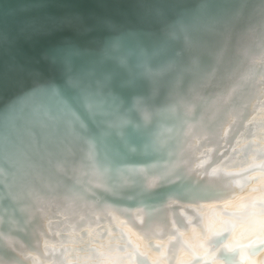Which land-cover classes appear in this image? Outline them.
Masks as SVG:
<instances>
[{
	"label": "bare ground",
	"instance_id": "obj_1",
	"mask_svg": "<svg viewBox=\"0 0 264 264\" xmlns=\"http://www.w3.org/2000/svg\"><path fill=\"white\" fill-rule=\"evenodd\" d=\"M88 1L90 3L95 1L98 4L109 3V0ZM110 1L112 5L108 7L113 5L118 7L114 12L116 17H121V20H101L106 24V31L115 35L120 45L116 42L114 46L111 44L106 48V43L101 42L92 46V50L101 58L98 72L103 73L104 69H108L111 71L110 74L95 76L93 72H89L74 75L69 79L78 88L79 92L75 93L79 96V100L86 105L90 104L87 107L88 111L98 113L94 116L96 118L105 119L103 123L106 131L102 130L101 137H95L101 153L106 155L110 149L108 147L111 146L120 154L123 151L129 152V147H134L138 151L147 149L146 151L151 153L161 152L163 155L166 154L164 150H169L166 159L173 157V161L168 162L164 172L176 170L185 173L186 177L187 175L196 178L206 177L207 180L203 185L215 193L208 197L195 198L188 188L186 194L190 192L192 198L189 195L187 201L170 198L157 211L155 218L146 225L147 218L141 209L126 207L121 209L108 202L103 204L90 202L86 199L87 195L81 193L82 191H72L74 186L77 189L82 185L86 186L84 190H87V185L93 187L91 184H95L96 188L103 191L109 188L110 178L105 167L106 160L101 159V155L98 158L88 157L89 144H85L83 153L70 156L61 162L62 155L51 156V152L47 151L42 163L36 167L38 169H35L38 173L30 172L32 161L31 164L28 163V167L22 158L26 151L30 152L27 149L31 146L35 147L33 140L39 128L45 126L49 127L51 132L55 130L68 132V137L73 138L72 131H67L65 127L67 125L70 128L69 123L72 122L79 131L77 135L82 137L80 142L91 139L87 134L90 128L85 125L81 128L67 103L68 100L63 98L62 92L53 83L41 82L43 79L34 82L33 77H40L36 73L28 74L26 78L23 76L21 80L14 79L16 75L11 74L6 80L0 81V106L3 101L5 103L4 98L7 93L13 91V86L21 85L23 91L13 93L14 95L12 94L13 96L2 108L0 159L10 157L5 161H16L11 164L12 169L17 172L18 179L22 178V180L20 182L15 180L13 185L22 183L24 179H28L29 182L14 194L13 201L10 198L6 204L0 199V208L3 209L2 205H6L7 208L15 207L22 202L25 204L24 218L28 217L24 223H32L36 218L37 225L25 230L21 220L23 216L19 217L20 207L12 210L11 213L6 210L7 208L4 209L3 216H0V240H2L0 264H18L2 258L5 250L14 252L25 264H264V210L261 208L264 204V51L262 52L258 47V52L252 53V50L262 43L253 41L254 38L264 36V22L249 31L241 30V38L239 37L240 40L237 42L238 47L234 57L239 60L238 55H242V64L231 69L228 84L223 85L213 78L209 83L203 84L209 86L200 88L201 95H208L204 93L205 90L214 92L210 94L209 101L202 98V104L200 99H197L199 94H196L191 87L198 82L205 83L210 68L219 63L217 52L215 55V47L210 49L205 43V36L213 40V36H220L222 29L226 27L229 29L228 23L222 19L235 7L230 5L225 7L226 9L218 10L223 12L214 16L213 21L208 23L205 22L203 15L196 21H191L183 19L188 16L184 12L176 14L178 20L166 24L173 27L165 31L167 35H164V38L178 41L182 53L176 61L179 65L173 67L174 76L169 81L163 82V85L167 91H171L185 74L192 73L191 80H188L189 90L185 98L180 96V93L175 94L172 96L173 99H170L172 102L169 101L166 105H163L162 96L157 100L156 93L159 91L156 89L147 91L148 97L147 95L134 97L131 103L139 123L133 125L129 124L131 119L126 118L127 113L123 114L120 110L119 103L127 99V92L123 93L124 91L120 90H117V93L112 92L110 87L114 88L110 76L115 73L125 80L127 75L129 79L124 87L130 90L132 87L136 88V84L141 86L144 81L155 83L167 79L171 75L167 74L175 63L166 69H162L163 66L151 68L149 67L151 63L142 64L143 57L137 47L126 48L121 45L123 43L121 38L124 36L141 35L138 24L144 25L143 18L149 28L148 20H154V16L156 17L150 7L145 8L149 0ZM232 1L234 0H225L224 4ZM173 2H180L181 5L190 1L162 0L157 5L159 13L168 9ZM123 5L135 12L134 18L131 19L129 14L124 13L125 7L120 8ZM144 9V14L137 22L136 15ZM88 14L95 16L100 14L106 17L108 12L104 8H98ZM71 17L83 20L80 15L61 16L51 21L49 30L48 25L45 24L41 26L32 23L29 28L39 27L49 32L55 31L57 28H63L61 26L67 24L65 21ZM85 22L87 20L81 22V27L85 26ZM150 33L152 38L156 37L154 28ZM141 37L146 39L147 36ZM212 43L216 46V39ZM123 48L129 51V58L141 57L137 62L139 71H133L130 67L131 72L124 70L127 61L134 63L132 59L127 60V55H120L123 57L120 64L125 66L119 63L116 66L110 64ZM247 51L249 54L245 55ZM251 53V57L248 58ZM173 61L174 59L167 64ZM184 64L188 67L180 72L178 69ZM204 67L206 70H203ZM152 77L155 80H152ZM249 83L250 91L247 95H243L241 91ZM165 88L162 90H166ZM228 94H234L240 103L236 116H239L242 122L241 133L236 126V116L226 111ZM159 101L161 103L158 104ZM212 102L217 105L212 107V111H208V103ZM178 109L184 114L182 120L180 119L178 125L164 127L169 123L168 116L178 112ZM241 110L244 112L241 113ZM211 112L216 116L209 118ZM153 113L156 115L153 121L159 122L164 118L166 124L160 125L159 122L157 128L150 125L152 121L150 123L148 121ZM81 119L87 121L83 117ZM163 134L169 135L167 136L169 140L163 139ZM74 138L72 143L75 142ZM171 138L173 140H170ZM120 145L123 147L121 148ZM157 165L161 164L139 167L143 170L148 187L162 177L163 171H157ZM254 165L263 169L251 176L235 180L237 175L247 172L248 168ZM206 167L210 168L207 173L204 171ZM90 168L92 170H89ZM61 170L72 173L74 170H89L92 179L85 182L78 178L73 184L69 179L63 178ZM122 173L123 171L120 170V177ZM216 181H220L222 187L217 185ZM248 182L255 184L254 189L234 196L233 192L241 191L243 185ZM115 185L113 184V188ZM203 194L207 193H200L202 196ZM105 199L114 202L121 200L109 194ZM199 199L202 201L194 203ZM9 226L19 227L23 231L7 230ZM23 235L28 237L27 244L22 240Z\"/></svg>",
	"mask_w": 264,
	"mask_h": 264
},
{
	"label": "water",
	"instance_id": "obj_2",
	"mask_svg": "<svg viewBox=\"0 0 264 264\" xmlns=\"http://www.w3.org/2000/svg\"><path fill=\"white\" fill-rule=\"evenodd\" d=\"M189 1L190 2L188 4L184 3L181 5L180 2H173L172 5L168 9L162 11V13H159L157 6L162 2V0L147 1L145 8L150 7L156 15V17L154 16V20H148L149 28L143 18L144 25L141 26V24H138L141 32L140 36H124V38H121L123 41L121 45L126 46V48L128 46H135L138 48L139 52L142 54L141 57H143L142 64L145 62L151 63L152 65H149L151 68H160L163 66L162 69H166L171 64L175 63L167 74H171L167 79L161 80V82L155 81V83L144 81L141 86L136 84V88L132 87L130 90H127V87H124L129 79L127 75L125 80L117 76L115 73L110 76L114 88L112 89V87H110L111 91L113 90L112 92L117 93V90L124 91L123 93L127 92V99L119 104H121V112L123 114L127 113L125 114L126 118L130 117L131 121L129 124L138 125L139 123L138 117L136 116L131 103V100L134 97L146 95L148 97L149 94L147 91L156 89L159 91L156 93L157 100H159L162 96L164 99L163 105H166L169 101H171L170 99H173L172 96L175 94L180 93V96H183L184 98L187 95L186 92L189 90V87H187L189 84L188 80H191L190 76L192 73L190 75L185 74L178 85H176L171 91H167L165 85H163V82L169 81L174 76L175 72L173 73V71L175 68L173 67H177V65H179L176 61L179 59L178 56L182 53L181 46L178 41L164 38V35H167L165 34V31H168L173 27L166 24L177 22L178 16H176V14L184 12L188 16L183 19L191 21H196L198 17L203 15L205 17V22L208 23V21H213L212 19H214V16H218L221 12H223L218 10L226 9L225 7H230V5L235 7L234 9H231L232 11L228 10L229 12L222 19V21L228 23L229 29L226 27L221 30L222 33L220 36H213V40L216 39L217 51L216 46L212 43L213 40L209 39L207 35L205 36V43L210 47V49L213 46L215 47V55L217 52L219 63L210 68L211 70H209V74L207 76L208 78H206L207 81H205V83L198 82L197 85L191 87V89H194L193 91H195L196 94H199L197 99H200V103L202 104V98L208 99L209 101L210 94L214 92L212 90H210V92L205 90L204 93H207L208 95H201L200 88L203 84H206L207 82L209 83L212 78L216 79L217 82L219 81L223 85L228 84V77L231 75V69L242 64V55H238L239 60H236L234 57L238 47L237 42L241 38V30L244 29L243 32H245L248 29L249 31L251 28L257 27L260 23L264 22V0H257L255 2L250 0H234L226 4H224L225 0ZM239 3L240 5L237 7V4ZM111 5L112 1L110 0L109 3L105 4H98L95 1L90 3L88 0H0V78L2 77L0 81L6 80V78L11 74H15L16 77L14 79L18 80H21L23 76L26 78L28 74H39L40 77L32 78L34 79V82L43 79L41 82L49 81L53 83L62 92L63 98L68 100V102H66L70 105L68 106L76 116L75 119L78 121L81 128L82 125L90 128V132H87V134H89L91 139L80 142L82 137L81 135H77L79 131L75 129L73 123H69L70 128L64 124L67 131H72V137L74 138L76 136L74 138V143L71 142L73 138L68 137V132L63 133L64 131L59 130L51 132L50 128L45 126H42L41 129L39 128L35 133L36 138L33 140V144L37 149L31 146L27 149L30 152L26 151L24 157L22 158L27 166L28 163L32 161L31 167L28 166L30 170L32 169L30 172H37L35 169H38L36 167H39V164L42 163V158L47 155V151L51 152V156L55 154L58 156L62 155L60 159L61 162L70 158V156L74 157L78 153H83L85 150V144H89L90 148H87V150H89L87 152L88 157L98 158L101 155V159L106 160L105 167L107 168L110 178L108 182L109 188L103 191L100 188H96L95 184H91L93 187H89L90 185H87V190H84V187L86 186L82 185L77 189L76 186H74V190L72 191H82L81 193L87 195L86 199L90 202H98L101 204L108 202L119 208L121 207V209H124V207L128 209H141L147 218V225L148 222L155 218L157 211L161 209L170 198H179L181 201H187L186 198H192L190 192L186 194L188 188L191 189L195 198L208 197L215 192L211 191V189H207L206 186L203 185V182L207 180L206 177L196 178L192 175H187L186 177L184 175L185 173L182 174V172H176V170L169 171L167 173L164 172L163 170L168 165V162L173 161V157L166 159L170 152L169 150H164V153H166L164 155L159 152L161 154L160 155L158 152H147V149L144 151H138L134 147H129V152L123 151V153L120 154L115 151V147L111 146L108 147L110 149L107 151L106 155L101 153L95 137H101L103 134L102 130L106 131L104 130L105 125L103 123V120L105 119L96 118L94 116L98 113L88 111L87 107L90 106V104L86 105L79 100V96L75 93L79 92L78 88L74 82L69 79H71L74 75L89 72H93L95 76H108L110 74L111 71L108 69H104L103 73L98 72L97 68L100 66L101 58L92 50V46L102 42L106 43V48H109V45L113 44L112 46H114L116 42H118L115 35H111L106 31V24L102 22L104 19L113 21L121 20V17H116V13L114 12V10H118V7L114 5L113 7H108ZM122 7H125L123 11L126 15L129 14L131 19L134 18L135 12L131 8L129 9L124 5L120 8ZM98 8H104L108 12V15L105 17V15L100 16L99 14V17L98 15L95 16V14H88ZM144 12L145 9L144 11L138 12L139 15H136L137 22L140 20L141 15L144 14ZM73 15H80L83 20H87V22H85V26L81 27V22H83V20L71 17L65 21L67 24L61 26L63 28H57V30L51 32L48 31L51 29V21L53 19L61 16L64 17ZM32 23L40 24L41 26H43V24L48 25V30L39 27L29 28L32 26ZM214 25H216V22L213 24V27ZM152 28H154V32H156L155 38L151 37L152 34L150 33V30ZM141 36H147V41ZM257 41L262 43L260 45L256 44L257 47L252 50V53L258 52V47L261 48L262 52L264 51V36L254 38L253 42ZM117 44L120 45V41ZM252 53L248 56V58L251 57ZM118 54L119 55L116 56V59L113 60V63L110 64H113L114 66H116L117 63L120 64V61L123 58L120 57V55H127V60L132 59L134 63L131 64L127 61V66H125V64H120L121 66H125L124 70L129 71V67L132 68L133 71L140 70L139 63L137 62L141 57L135 56L129 58V51L124 48L120 49ZM248 54L249 51L245 53V55ZM172 59H174V61L167 64V62ZM123 63L125 62L123 61ZM186 67H188V65L184 64L178 70L182 72L186 69ZM203 70H206L205 67ZM152 80H155V78L152 77ZM34 82L32 81V84ZM250 85L251 84L249 83L247 87L242 89L241 93L243 95H247V92L250 91ZM206 86H209V84L204 85L203 87ZM13 87V91H10L5 96V103L4 101L1 103L0 114L2 113V108L6 104L7 100L14 94L23 91V88H20L21 85ZM163 88L166 90H162ZM228 96L229 97L226 99V111L228 110L232 116H236V110L240 106V103H238L234 94H228ZM159 103H161V101H159L158 104ZM215 105H217L215 102H212L211 104L208 103V111H212V107ZM233 110H235V113H233ZM108 111L110 112V109ZM151 111L153 112V110ZM154 116H156L155 113H153L152 117L149 118L150 121H148V123L152 121L150 125L157 128V123L159 122H161L160 125L166 124L164 118H161L159 122H156V120L153 121ZM183 116L184 114L182 111L178 109V112L168 116L167 119L169 120V123L164 127L178 125V122H180V119L182 120ZM208 116L209 118H212L216 115L211 112ZM81 117L87 119V121L82 120ZM236 126L240 129L238 132L241 133L242 122L239 120V116H236ZM167 136L169 135L163 134L162 137L163 139H168ZM170 140H173V138ZM146 142L147 140L145 143ZM120 147L122 148L123 145H120ZM7 158L10 159V157H2V159H0V161L2 160V162H0V199L6 202V204L10 198L13 201L15 197L14 194H17L18 190L22 189L24 185L29 182L28 179H24V181L19 184L22 178L18 179L17 172L12 169V165L16 161L7 162L5 161ZM79 164L81 163H78V165ZM155 164H161L160 166L157 165V171H163L162 177L152 186L148 187L145 180L146 177L143 175V170L139 167H146ZM209 169L210 168L206 167L204 170L205 173H207ZM89 170H92V168ZM89 170H74L73 173L72 171L61 170V174L63 175V178L69 179L70 183L75 184L78 178L83 179L85 182H89V179H92V173L88 172ZM120 170L123 171L121 177L119 176ZM257 170L258 167L254 165L252 168H248L247 172L254 173ZM77 173L80 175H74ZM15 180L19 182L18 184L13 185ZM113 184H116L114 188ZM216 184L222 187L220 181H216ZM15 187L18 188L15 189ZM220 190H222V188ZM101 191H103L102 194H99ZM95 193H98L99 195ZM200 193L207 194H203L202 196ZM107 194L121 200L115 202L108 199L106 200L105 198ZM199 201L202 200L199 199L193 202L198 203ZM24 206L25 204L22 202L15 205V207L12 206L7 208L6 205H2L3 209L0 208V216H3L2 214L5 208H7L6 210L11 213L12 210L20 207L19 212H21V214H19V217L21 218L23 216V218H21L24 226L23 228L25 230L30 229L31 226L33 227L37 225V219L35 218L33 222L29 224L24 223V221L28 219V217L24 218ZM9 229H16V231L20 232L23 231V229H20L19 227L16 228L15 226H9L7 230ZM21 237L23 242L26 244L29 242L27 241L28 237L26 235ZM0 245H2V240H0ZM2 256V258L6 261L25 264L18 256H16L14 252L5 250V253Z\"/></svg>",
	"mask_w": 264,
	"mask_h": 264
},
{
	"label": "rangeland",
	"instance_id": "obj_3",
	"mask_svg": "<svg viewBox=\"0 0 264 264\" xmlns=\"http://www.w3.org/2000/svg\"><path fill=\"white\" fill-rule=\"evenodd\" d=\"M245 110V109H244ZM244 110H241L240 112L242 113V112H244ZM260 169H263V168H259L258 167V170L257 171H259ZM257 171H255L254 173H257ZM244 173V172H243ZM239 174V175H237L236 177H235V180H237V179H241V178H244V177H248V176H251L252 174H254V173H252V172H250L248 175H246L248 172H246L245 171V173L244 174ZM243 175V176H242ZM249 184H251V185H249ZM255 185V184H254ZM254 185H253V182H248V183H246L245 184V186L243 185V187H242V192L241 191H236V192H233V194H234V196H237L236 194H238V195H240V194H242V193H248L249 191H252V189H254ZM253 186V187H252ZM246 187V188H245ZM250 187V188H249ZM246 189V190H245ZM245 191V192H244ZM241 192V193H240Z\"/></svg>",
	"mask_w": 264,
	"mask_h": 264
},
{
	"label": "snow or ice",
	"instance_id": "obj_4",
	"mask_svg": "<svg viewBox=\"0 0 264 264\" xmlns=\"http://www.w3.org/2000/svg\"><path fill=\"white\" fill-rule=\"evenodd\" d=\"M262 210H264V204L261 205ZM226 247V246H225Z\"/></svg>",
	"mask_w": 264,
	"mask_h": 264
}]
</instances>
